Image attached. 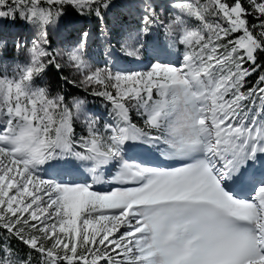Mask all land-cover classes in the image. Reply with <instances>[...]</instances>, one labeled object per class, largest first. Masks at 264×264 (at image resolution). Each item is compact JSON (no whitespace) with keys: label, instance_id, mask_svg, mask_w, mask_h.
Here are the masks:
<instances>
[{"label":"snow or ice","instance_id":"obj_1","mask_svg":"<svg viewBox=\"0 0 264 264\" xmlns=\"http://www.w3.org/2000/svg\"><path fill=\"white\" fill-rule=\"evenodd\" d=\"M17 16L33 35L0 30V62L28 58L0 78V264H264V0H0ZM65 67L85 96L52 94Z\"/></svg>","mask_w":264,"mask_h":264},{"label":"rangeland","instance_id":"obj_2","mask_svg":"<svg viewBox=\"0 0 264 264\" xmlns=\"http://www.w3.org/2000/svg\"><path fill=\"white\" fill-rule=\"evenodd\" d=\"M4 22H5V20H2V23H4ZM25 25L29 28V33L28 32L15 31L16 34H10V35L19 37V38L24 39V40H29L31 38V36L33 35V29L29 24L25 23ZM70 27L71 26H69V28ZM89 27H91V26L89 25ZM27 62H28V58L24 53L14 54V50L12 49L11 46H9V48L6 49V51H5L4 61L0 62V78L4 77L5 75L9 79L18 78V73H19L20 68H22ZM17 66H19V67H17ZM128 67H131V68L136 69V70H143L144 65L129 64ZM69 68L72 70L71 71L72 74H79V73L75 72V70L72 69L71 67H69ZM53 90L56 91L55 88H53ZM52 94H54V91H52ZM87 100H88V102H90V104H88V109L90 111L96 112V113H103V112H99L96 110L95 111L91 110V108H93V103L95 104V103L100 101L99 98L93 97L91 95H87ZM103 103L106 104L105 101ZM132 115H133V119H139L138 117L135 116L134 112ZM76 130H78V134H81L83 132V129L79 124L76 125ZM127 153L139 154L140 156L143 157L142 159L140 158L139 160H143L146 156H149L150 154L157 156L156 153H152L150 150L145 149V147L143 145H137V144L128 145L127 146ZM130 160H136V159H130ZM42 174H44V173H42ZM101 186H102L101 190H107L110 188L111 185L108 182L102 181L101 184L99 186H96V187L99 189V187H101Z\"/></svg>","mask_w":264,"mask_h":264},{"label":"trees","instance_id":"obj_3","mask_svg":"<svg viewBox=\"0 0 264 264\" xmlns=\"http://www.w3.org/2000/svg\"><path fill=\"white\" fill-rule=\"evenodd\" d=\"M0 30L8 34H15V31L29 33V28L25 25V21L21 20L19 16H17L15 20H5L4 23H2V20H0ZM64 76L69 77V79H79L80 77L79 74H72V72L67 67H65L62 72H57L55 68L49 69V72L47 73V84L51 92L54 91V94L56 92L67 94L69 99H71L73 96L86 95L79 87H75L71 84H64L61 79ZM53 88H55L56 91L53 90ZM9 243H11L13 249H15L18 255L21 257H25L28 254L29 250L18 241H9ZM33 264H35V260Z\"/></svg>","mask_w":264,"mask_h":264},{"label":"bare ground","instance_id":"obj_4","mask_svg":"<svg viewBox=\"0 0 264 264\" xmlns=\"http://www.w3.org/2000/svg\"><path fill=\"white\" fill-rule=\"evenodd\" d=\"M77 131H78V130H77ZM127 157L130 158L131 156H127ZM149 158H151V159H153V160L157 159L156 156H151V157H149ZM145 159H148V158H145Z\"/></svg>","mask_w":264,"mask_h":264}]
</instances>
